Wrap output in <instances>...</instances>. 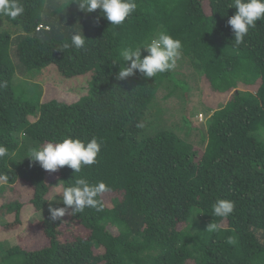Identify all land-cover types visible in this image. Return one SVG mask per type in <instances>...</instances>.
<instances>
[{"label": "trees", "instance_id": "16d2710c", "mask_svg": "<svg viewBox=\"0 0 264 264\" xmlns=\"http://www.w3.org/2000/svg\"><path fill=\"white\" fill-rule=\"evenodd\" d=\"M21 2L15 20L0 15V80L7 81L0 145L8 150L0 174L9 177L0 198L16 196L0 204V215L13 213L0 231L16 239L7 244L0 234V264H264V20L237 48L227 23L232 0H135L137 10L119 26L74 0ZM74 31L85 47L63 49ZM159 31L181 40L186 71L117 79L120 51ZM201 75L208 89L227 94L207 111L189 103L191 79ZM62 77L77 97L44 100L50 80L67 83ZM159 91L176 98L179 109L168 117L182 125L168 123ZM190 130L202 136L197 147L185 136ZM94 136L103 141L97 163L81 173L49 172L26 157L54 139ZM78 177L111 187L99 197L103 210L51 221L50 195ZM19 185L32 191L26 202ZM217 199L235 203L227 218L212 215ZM47 206L38 225L45 241L23 247L27 217ZM212 222L218 231L207 230Z\"/></svg>", "mask_w": 264, "mask_h": 264}, {"label": "clouds", "instance_id": "9594fccd", "mask_svg": "<svg viewBox=\"0 0 264 264\" xmlns=\"http://www.w3.org/2000/svg\"><path fill=\"white\" fill-rule=\"evenodd\" d=\"M74 2L82 12L90 13L99 9L101 15L114 26L122 25L138 7L135 0H74ZM229 7L236 9L235 14L229 17L227 23L234 34L233 46L238 48L244 43V37L249 30L256 27V21L264 20V0H232ZM24 11L21 0H0V15L15 20ZM85 45L86 38L82 32L74 31L71 34L70 43L65 42L62 48L80 50ZM142 50L147 53L143 58ZM119 55L123 64L119 65L117 79L123 80L137 72L146 79H151L158 73H166L176 68L177 60L183 56V44L181 40L173 38L167 31H159L141 46L123 48ZM4 87H7V81L0 80V88ZM102 144L103 141H98L95 136L89 141L72 137L54 139L38 147L30 148L26 157L33 162H38L44 170L49 172H55L59 168L68 166L74 170V173H81L84 166L97 163ZM7 155V148L0 145V158ZM8 179L6 174H0V181L7 182ZM110 191L111 187L103 181L92 184L88 179L78 177L74 183L62 187L60 200L63 207H52L49 204L50 220L57 221L66 214L75 216L82 213L85 208L102 211L104 203L99 197ZM234 207L233 201L217 199L212 204V215L227 218L233 212ZM220 227V224L212 222L207 230L215 232Z\"/></svg>", "mask_w": 264, "mask_h": 264}, {"label": "rangeland", "instance_id": "374dc122", "mask_svg": "<svg viewBox=\"0 0 264 264\" xmlns=\"http://www.w3.org/2000/svg\"><path fill=\"white\" fill-rule=\"evenodd\" d=\"M183 63H184V61L182 62L181 59H178L176 68L173 69V71H177L179 73H184L186 70L183 67ZM61 79L62 80H68V81H66L67 83L64 84L61 82L55 83L54 81L50 80L49 83H51V85L48 86V88H45V90L43 91V97L42 98L44 100L54 98V97L60 98V96L62 94L68 95L69 93H72V94H70V96L77 97L78 94L77 93L75 94V92L73 91V89L71 87L72 83H70V82H72V79H67V78L65 79L64 77H62ZM201 80H202V75L200 77L198 76L196 79H191L189 103L199 107L202 111L203 110L207 111L205 109L206 106H208L210 108L215 107L219 102L226 99L227 94H223V93L220 94V93H215V92L211 91L210 89H208V84L204 83ZM158 95L161 98L162 104L164 105V108H165L164 113H165L166 118H167V119L166 118L165 119L170 121L168 123L171 125H173V124L182 125V118L181 117H178L176 115H173L170 118L168 117V115L170 113H173V112L175 113L179 109V104H178V102H176V98H173L172 96H169L167 98H162V96H163L162 91H159ZM200 123L201 122H199V120L195 122L196 125H199L200 127L205 128L203 126L204 123H202V124H200ZM185 131H189V130L183 128V129H180L178 132H179V134L184 135ZM185 136L189 137L190 140L194 141L196 147H197V145H199L198 144L199 139L202 138V136L200 137V132L197 130H195V131L190 130V135H185ZM18 189H19V191H18L19 200L21 202L28 201L31 194H32L31 189L27 186L25 187L22 185H19ZM60 196H61V194L59 193V189L58 188L54 189L53 193L49 197V199L51 200L50 204L52 205V207L61 201ZM15 197H13V198H15ZM13 198H9V195H7L4 199L0 198V204L3 202L9 201L10 199H13ZM47 208H48V206L43 210L33 211V213L27 217L26 221L31 222L32 225H30L28 228L22 229V231L20 232L21 233L20 244L23 247H25L27 249H35V248L37 249L45 241V239H43L41 237L42 233L39 231L38 225L40 223L39 221L43 217V214L45 213ZM4 211H5V209L1 210V212L5 215V217L4 218L2 217L3 214L0 215V229H1L2 223H4L5 220L8 219V221H9L10 219L11 220L13 219V217H11L13 215V213H11V212L5 213ZM0 234L2 235L1 231H0ZM3 238L5 240H6V238H8L7 244H9L11 242L14 243V241H16V239H14V238L12 241L11 237L3 236Z\"/></svg>", "mask_w": 264, "mask_h": 264}, {"label": "built area", "instance_id": "2783aa9c", "mask_svg": "<svg viewBox=\"0 0 264 264\" xmlns=\"http://www.w3.org/2000/svg\"><path fill=\"white\" fill-rule=\"evenodd\" d=\"M198 117H199L200 119H202V114H199Z\"/></svg>", "mask_w": 264, "mask_h": 264}]
</instances>
